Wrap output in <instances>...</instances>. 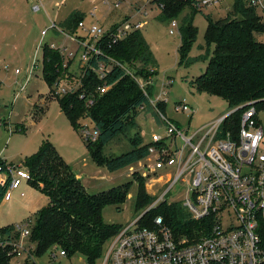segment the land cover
Returning a JSON list of instances; mask_svg holds the SVG:
<instances>
[{
  "label": "rangeland",
  "instance_id": "rangeland-1",
  "mask_svg": "<svg viewBox=\"0 0 264 264\" xmlns=\"http://www.w3.org/2000/svg\"><path fill=\"white\" fill-rule=\"evenodd\" d=\"M42 2L45 7L35 8V4H42ZM231 5V0H224V3L217 6L199 10L187 4L177 15L169 19H160L158 15L161 12V6L154 0H0V119L3 121L0 126V161L4 160L12 167L24 168L31 174L30 167L25 163L26 157L38 151L44 139H49L69 158L67 161L70 165L84 175L86 182L89 178L87 189L90 192L130 180V187L125 200L120 203V208L113 202L104 206L105 221L125 224L142 216L149 210L148 206L162 193L168 177L166 172L164 174L158 171L145 172V162L151 161L152 155H147L135 162L133 169L126 166L110 170L106 165L98 164L92 159L86 145V137L82 134L80 127L83 124L88 125L90 130H95L91 117L87 114L80 115L76 127L62 110L58 97L53 94L40 66L33 70L26 87L20 90L21 84L27 80V70L34 58L41 60L42 47L38 49L42 41L41 31L43 28H48L53 20L59 25L60 20L75 8L83 10V17L80 20L87 23L95 22L105 29L117 26L126 18L135 22L141 21L140 30L150 43L158 63L156 73L153 75L155 81L152 84V98L166 99L162 108L169 117L185 127H195L230 108L225 98L210 94L206 90H199L193 80L205 70L207 65V60L197 59L195 56L206 50V28L209 15L214 19L224 16L232 9ZM190 10L195 12L193 23L198 27V36L189 53L191 59L181 62L178 51L181 43L179 29L183 16ZM174 19L177 20L178 26L174 27V32H170L173 26L171 22ZM261 19L264 20L262 17ZM56 28L57 30L48 29L47 34L43 36V42L53 40L58 45H68L70 49L78 45L75 40L64 35L58 27ZM76 31L80 37H88L81 29L76 28ZM96 40H99V37L91 38L92 42ZM213 49L214 44L211 46L210 53ZM17 67L22 71L16 72ZM82 72V64L73 60L69 67L64 66L61 79L71 86L78 87ZM164 90H167V93L163 94ZM161 95L162 98H159ZM183 98L187 100L189 107L194 109L191 118L186 112L175 108L177 100ZM261 107L260 117L264 123V104ZM133 120V125L125 128L105 145L107 153L117 154L130 149L132 146L130 139L133 136L137 139L142 138L141 133L147 142L155 129L163 130L156 123L165 124L164 118L151 102L139 109ZM130 174L131 176H128ZM139 179L144 180L146 191L151 196L145 206L136 209L135 198ZM30 181L31 179H26L18 190L16 188L13 191L11 200L5 199L2 202L0 207L1 245L6 244L3 226L22 221L25 217L36 220L38 214L34 210L44 207L49 201L48 195ZM185 192L186 186L182 188L179 182L161 202L179 201L182 204V195ZM173 198L177 200H171ZM14 241L11 250L13 254L23 250L25 243H33V249L36 250V242L32 240L31 235L22 238L17 234ZM105 244L106 241L104 246ZM50 249L44 254L35 253L32 259L35 258L39 264H89L82 254L52 259ZM26 255L27 253L23 252L11 257L10 264L25 259ZM101 255L96 264H100Z\"/></svg>",
  "mask_w": 264,
  "mask_h": 264
},
{
  "label": "trees",
  "instance_id": "trees-1",
  "mask_svg": "<svg viewBox=\"0 0 264 264\" xmlns=\"http://www.w3.org/2000/svg\"><path fill=\"white\" fill-rule=\"evenodd\" d=\"M154 1L161 6L158 15L160 19L177 15L187 4L193 6L191 0ZM194 13L188 11L180 24L181 43L178 51L181 62L191 59L189 53L198 36V27L193 23ZM82 17L83 12L74 9L60 20L59 25L74 31ZM263 35L264 20L256 9L246 5L244 0H235L232 9L224 16L214 19L209 15L206 50L195 56L197 59L207 60V65L193 83L199 90L222 96L230 106L248 100L264 104ZM98 42L101 53H96L88 64L82 67L79 86L55 96L76 127L80 115L87 114L91 117L98 130V136L94 140L86 138L88 150L98 164H104L110 170H117L133 165L148 155L149 141L145 142L142 133V138L133 136L134 138L130 139L131 148L121 153H107L105 145L125 128L133 125V117L141 106L150 103L154 82L152 79L158 63L140 28H135L127 36L116 41L106 33ZM213 44L214 49L210 53ZM107 54L131 67L135 75L144 77L147 84L142 86L123 65L115 64L106 77V81L113 83L112 86L106 92L98 94V87L104 79L98 76L94 68L99 60L107 58ZM71 61H66L59 49L44 43L40 67L53 94L55 84L62 81L64 66L69 67ZM91 97L94 101L89 104ZM156 104L163 111L164 100H159ZM240 113L241 110L235 112V120ZM83 126L84 124L80 128ZM25 163L31 169L30 182L49 196L48 203L35 211L38 218L31 228V238L36 242L35 253L40 255L49 248L60 247L67 251L69 257L82 254L89 264H96L103 251L104 242L122 225L105 221L103 208L109 202L118 204L120 208V203L125 200L130 187V180L90 192L57 145L49 139H44L39 150L26 157ZM9 169L10 165L1 160L0 172L5 171L8 177L4 182L0 180V205L11 180ZM144 183V180L139 179L135 198L136 209L145 206L151 196ZM157 215L163 217L177 237L187 235L191 238L199 224V219L191 217L179 201H163L145 211L139 221L142 225H151ZM11 225L2 227L6 244H0V264H9L12 257L10 251L14 244L9 241ZM259 230L264 244V218L260 221Z\"/></svg>",
  "mask_w": 264,
  "mask_h": 264
},
{
  "label": "built area",
  "instance_id": "built-area-1",
  "mask_svg": "<svg viewBox=\"0 0 264 264\" xmlns=\"http://www.w3.org/2000/svg\"><path fill=\"white\" fill-rule=\"evenodd\" d=\"M244 1L264 18V0ZM231 2L233 7L235 0ZM191 3L195 8L204 10L224 3V0H191ZM40 6L45 7V4H35V8ZM171 23L170 32H174L178 22L174 19ZM141 25V21L126 18L117 26L105 29L95 22L80 20L76 28L84 31L88 36L86 38L80 37L76 29L69 31L53 20L48 28L42 29V41L38 49H43V36L48 29L57 30L58 27L78 45L70 49L68 45H58L53 40L47 43L59 49L66 61L77 60L85 67L92 56L101 53L97 41L106 33L116 41ZM93 36L99 37V40L92 42ZM115 64L123 65L142 86L147 84L143 76L135 75L131 67L107 54V58L99 60L94 68L98 76L104 79L98 87V94L112 86L113 83L106 81V77ZM39 66H42V57L40 61L34 58L27 70V80L21 84L20 90L26 87L33 70ZM21 71V68H16V72ZM152 80L155 81L154 78ZM73 87L63 80L59 81L55 84L54 94L67 93ZM165 93L167 90H164ZM150 100L164 118L165 124L156 123L163 130L155 129L150 135L148 155H152V159L145 162L144 169L145 172H166L168 177L165 180L166 187L147 209L156 207L166 199L165 196L180 182L182 188L186 186L182 205L191 217L199 219V224L191 238L187 235L177 237L161 215L155 216L151 225H142L139 216L122 223L106 239L100 264H264V244L259 230L260 221L264 218V123L260 117L261 105L248 100L230 106L198 126L185 127L158 108V99L150 97ZM93 101L91 97L88 103ZM175 108L186 112L190 118L194 114V109L189 107L185 98L177 100ZM237 110H241V113L235 120ZM2 123L0 119V126ZM82 134L94 140L98 130L95 128L92 131L88 125H84ZM9 172L11 180L4 199H9L12 190L30 178L29 171L24 168L10 165ZM34 223L35 220L27 218L12 224L9 241L14 244L17 234L22 238L30 236ZM23 246L24 251L20 250L17 254L10 251L12 257L27 253L25 259L15 264H39L35 258L32 259L35 256L33 243ZM67 254L64 248L50 249L52 259Z\"/></svg>",
  "mask_w": 264,
  "mask_h": 264
},
{
  "label": "crops",
  "instance_id": "crops-1",
  "mask_svg": "<svg viewBox=\"0 0 264 264\" xmlns=\"http://www.w3.org/2000/svg\"><path fill=\"white\" fill-rule=\"evenodd\" d=\"M75 9H79V10H81V11H83L82 9H80V8H75ZM72 10H74V9H72ZM71 10V11H72ZM70 11V12H71ZM69 12V13H70ZM59 151H60V149H59ZM61 152V154L63 153L62 151H60ZM112 152H115V151H112ZM63 155V157L66 159V160H68L69 158L63 153L62 154ZM90 156H91V154H90ZM92 157V156H91ZM93 159V158H92ZM94 160V159H93ZM95 161V160H94ZM68 162V161H67ZM97 163V162H96ZM135 164V163H134ZM134 164L133 165H130V168L131 169H133L134 168ZM9 165H11V164H9ZM12 166V165H11ZM133 167V168H132ZM73 170H74V172L77 174V176H79V177H81V179H82V181H83V183L85 184V186L87 187V183L89 182V178H88V180H87V182H86V180H85V178H84V175L83 174H81L80 172H79V170H76L74 167H73ZM128 176H131V174L130 175H128ZM133 176V175H132ZM7 177V173L5 172V171H3V172H0V180L1 181H3L5 178ZM25 180H23L22 182H24ZM22 184V183H21ZM21 186V185H20ZM18 188H20V187H18ZM18 188L16 189V190H18ZM14 189V190H15ZM14 190H12V192H11V197L9 198V199H6V200H11L12 199V197H13V191ZM21 193V192H20ZM49 197V196H48ZM5 199H3V201H4ZM2 201V202H3ZM1 205H2V203H1ZM1 205H0V207H1ZM34 212H35V210H34Z\"/></svg>",
  "mask_w": 264,
  "mask_h": 264
}]
</instances>
